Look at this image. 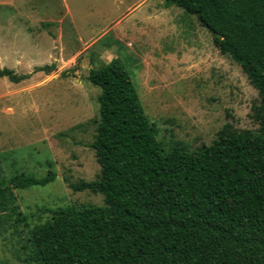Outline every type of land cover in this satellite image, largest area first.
I'll return each mask as SVG.
<instances>
[{
  "label": "rangeland",
  "instance_id": "rangeland-1",
  "mask_svg": "<svg viewBox=\"0 0 264 264\" xmlns=\"http://www.w3.org/2000/svg\"><path fill=\"white\" fill-rule=\"evenodd\" d=\"M138 1L0 0V67L28 73L54 65L17 83L0 77V264H32L30 232L49 219L47 210L107 203L100 191L68 185L99 173L91 69L120 60L165 150L208 144L224 122L257 128V92L210 32L159 0L130 10ZM47 170L54 176L43 185H13L20 174L41 178Z\"/></svg>",
  "mask_w": 264,
  "mask_h": 264
},
{
  "label": "trees",
  "instance_id": "trees-1",
  "mask_svg": "<svg viewBox=\"0 0 264 264\" xmlns=\"http://www.w3.org/2000/svg\"><path fill=\"white\" fill-rule=\"evenodd\" d=\"M192 14L219 53L255 88V130L224 122L208 144L164 149L129 73L112 59L87 75L99 88L90 146L95 180L68 183L100 191L104 205L47 210L30 232L32 264H264V0H161ZM52 63L0 77L17 83ZM20 174L16 187L53 179ZM1 186V182H0Z\"/></svg>",
  "mask_w": 264,
  "mask_h": 264
},
{
  "label": "crops",
  "instance_id": "crops-1",
  "mask_svg": "<svg viewBox=\"0 0 264 264\" xmlns=\"http://www.w3.org/2000/svg\"><path fill=\"white\" fill-rule=\"evenodd\" d=\"M140 2H141V0L138 1L135 5H133L132 8H130V10L133 9L134 7H137V5H138ZM158 2L161 4V0H159ZM161 5H162V4H161ZM130 10H129V11H130ZM133 11H134V10H133ZM26 79H27V78H26ZM23 80H25V79H23ZM21 81H22V80H21Z\"/></svg>",
  "mask_w": 264,
  "mask_h": 264
},
{
  "label": "water",
  "instance_id": "water-1",
  "mask_svg": "<svg viewBox=\"0 0 264 264\" xmlns=\"http://www.w3.org/2000/svg\"><path fill=\"white\" fill-rule=\"evenodd\" d=\"M209 32H210L212 37L216 35L215 32H213L212 30H209Z\"/></svg>",
  "mask_w": 264,
  "mask_h": 264
}]
</instances>
